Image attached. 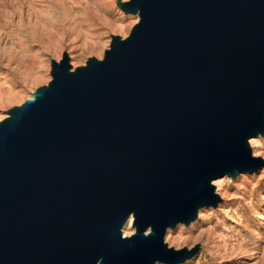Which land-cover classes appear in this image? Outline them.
<instances>
[{"label": "water", "instance_id": "water-1", "mask_svg": "<svg viewBox=\"0 0 264 264\" xmlns=\"http://www.w3.org/2000/svg\"><path fill=\"white\" fill-rule=\"evenodd\" d=\"M127 10L129 42L77 76L56 68L0 129V264L172 263L167 228L217 205L212 180L260 167L245 141L264 131V0ZM133 215L163 236L123 240Z\"/></svg>", "mask_w": 264, "mask_h": 264}, {"label": "rangeland", "instance_id": "rangeland-1", "mask_svg": "<svg viewBox=\"0 0 264 264\" xmlns=\"http://www.w3.org/2000/svg\"><path fill=\"white\" fill-rule=\"evenodd\" d=\"M132 1L0 0V129L51 89L56 68L77 76L129 42L142 21L128 12ZM245 145L260 167L212 180L217 205L168 227L161 242L178 258L153 264H264V131ZM133 217L119 231L123 240L137 236Z\"/></svg>", "mask_w": 264, "mask_h": 264}, {"label": "bare ground", "instance_id": "bare-ground-1", "mask_svg": "<svg viewBox=\"0 0 264 264\" xmlns=\"http://www.w3.org/2000/svg\"><path fill=\"white\" fill-rule=\"evenodd\" d=\"M38 98V100H42V99H45L46 97L43 95V94H41L39 97H37ZM257 132L256 133H261L262 131H259V130H256ZM230 175H233V174H235L236 173V171H235V169H231V170H229V172H228ZM134 216V215H133ZM133 221H134V227H135V229H136V231H137V237L138 236H141V235H144V233H145V230L144 229H140V227H138L137 226V220H136V216H134L133 217ZM149 227H151L152 228V235L154 236V237H161V236H163V234L162 233H164L163 231L162 232H160V230H158L152 223L148 226V228Z\"/></svg>", "mask_w": 264, "mask_h": 264}, {"label": "clouds", "instance_id": "clouds-1", "mask_svg": "<svg viewBox=\"0 0 264 264\" xmlns=\"http://www.w3.org/2000/svg\"><path fill=\"white\" fill-rule=\"evenodd\" d=\"M151 232H152V228L149 227V228L147 229V231L144 233L145 237L148 236ZM129 235H131V233H128V232H125V233H124V237H125V238L128 237ZM125 240H127V239H125Z\"/></svg>", "mask_w": 264, "mask_h": 264}]
</instances>
